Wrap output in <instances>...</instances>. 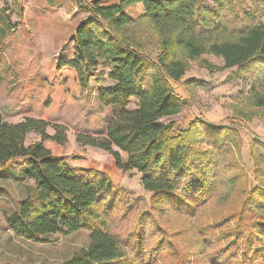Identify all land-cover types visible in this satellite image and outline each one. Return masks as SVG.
<instances>
[{
  "label": "trees",
  "instance_id": "trees-1",
  "mask_svg": "<svg viewBox=\"0 0 264 264\" xmlns=\"http://www.w3.org/2000/svg\"><path fill=\"white\" fill-rule=\"evenodd\" d=\"M46 1L59 5V0ZM246 1L249 10L240 0H119L110 6L91 1L80 6L87 16L38 71L46 90L44 114L77 101L92 82L99 86L98 101L111 110L106 137L78 136V142L110 153L123 172L136 170L141 187L151 194L150 212L196 216L191 231L196 246L206 250L200 252L205 254L202 264H264V144L255 139L249 146L253 189H247L239 159V126L254 118L264 125V0ZM137 3L144 12L132 18L127 9ZM13 27L0 12V52ZM205 54L221 58L223 65L208 63L202 59ZM191 62L212 71L236 68V78L251 79L243 103L232 106L230 126L195 118L185 130L174 131V122L162 121L184 106L171 81L182 80L186 87L202 83L183 79ZM46 125L32 118L10 124L0 113V176L21 166V174L34 181L25 186L16 212L6 218L7 228L32 242L87 231V247L61 264L123 259L125 246L111 225L120 191L105 173L70 167L52 155L43 145L55 139L45 133ZM29 133L41 139L26 145ZM234 192L238 200L222 221L233 224L216 235L208 220L216 217L212 207ZM149 216L148 228L153 225ZM157 233L158 228L148 230L145 243Z\"/></svg>",
  "mask_w": 264,
  "mask_h": 264
},
{
  "label": "rangeland",
  "instance_id": "rangeland-1",
  "mask_svg": "<svg viewBox=\"0 0 264 264\" xmlns=\"http://www.w3.org/2000/svg\"><path fill=\"white\" fill-rule=\"evenodd\" d=\"M91 1L94 0H59V5L52 7L46 0H0V12L14 24L0 52L2 118L10 124L26 118L44 120L47 123L45 133L55 138L43 142L52 155L62 157L70 167L101 171L118 188L120 192L113 201L111 225L125 246V257L111 264H202L205 254L202 256L200 252L206 253V250L196 246V236L191 231L197 224L196 216L187 217L168 210L150 212L151 194L141 187L140 174L136 170L123 172L116 168L110 153L78 142V136L106 137L111 110L99 103V86L92 82L90 89L83 92L77 101L62 104L46 114L43 112L46 90L40 84L38 71L42 64L58 54L65 38L87 16L80 6ZM118 1L99 0L103 6ZM207 4L210 5L209 2ZM240 4L249 10L248 1L240 0ZM127 12L132 18L138 14L139 17L144 8L140 13L133 5ZM202 59L215 66L223 65L221 58L209 54L203 55ZM235 71L236 68L212 71L191 62L183 79L195 78L202 83L186 87L182 80L171 81L174 93L183 99L184 106L178 115L162 121L174 122V131L185 130L195 118H202L211 125L230 126L232 106L241 105L242 98L251 89V79L236 78ZM128 107L134 108L135 102L131 101ZM239 137L240 165L246 173L247 189H253L256 181L249 146L255 139L264 144V125L256 118L242 123ZM40 139L39 134L29 133L24 142L28 145ZM120 156L125 161V154L120 152ZM22 170L21 166H13L0 176V264H61L87 247L89 233L82 230L66 236L54 234L41 242L15 236L7 228L5 220L16 212L18 202L25 197V186L34 184L33 179L21 174ZM237 200L234 192L222 203H217V207H212L216 210V217L210 215L208 220L209 224L216 226V235L233 224L230 221L223 224L222 221ZM149 214L153 225L148 228ZM155 228H158L155 238L145 243L148 230L153 232ZM186 230L188 233L183 234ZM179 232L183 235L177 236Z\"/></svg>",
  "mask_w": 264,
  "mask_h": 264
},
{
  "label": "crops",
  "instance_id": "crops-1",
  "mask_svg": "<svg viewBox=\"0 0 264 264\" xmlns=\"http://www.w3.org/2000/svg\"><path fill=\"white\" fill-rule=\"evenodd\" d=\"M139 4H140V6H139ZM134 6L138 7V9L140 10V13H141V11L143 10V5L141 3H137V4H134ZM130 9H131V6L127 9V11H130ZM138 15L135 16L134 18L138 17Z\"/></svg>",
  "mask_w": 264,
  "mask_h": 264
}]
</instances>
